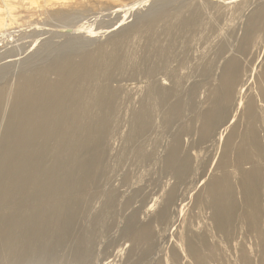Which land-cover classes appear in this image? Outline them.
Wrapping results in <instances>:
<instances>
[{
    "label": "bare ground",
    "instance_id": "bare-ground-1",
    "mask_svg": "<svg viewBox=\"0 0 264 264\" xmlns=\"http://www.w3.org/2000/svg\"><path fill=\"white\" fill-rule=\"evenodd\" d=\"M0 1L4 4L0 5V29H9L10 25L18 21V15L14 14L15 7L13 3L7 0ZM44 1L46 4L51 3L49 2L50 0ZM226 1L229 3L228 0ZM231 3L233 2L231 1ZM52 5L54 4L51 3L50 6L52 7ZM51 7L49 8L51 9ZM200 7L202 6L189 7L178 20L175 19L177 21L175 24L169 22L170 20L167 17L172 9L168 13L166 12L167 10L162 11L161 9V11H157L159 9H155L158 15L155 12L154 17L152 15V19L149 20H161L163 22L162 27L169 33L170 38L162 37L160 35L164 33V30H162L159 34L160 36H156L158 38H167V46L163 48L160 45L166 41L160 44L158 41V45L153 40L159 47L155 48V46L154 51L143 54V61L148 60L152 54V57L154 55L157 57V60L153 57L156 62L152 59L154 64L148 67L147 72L151 76L154 77L155 71L162 67L161 62L159 63L158 61L160 60L164 64L166 61L165 57L168 58V54L172 55V48H174L173 31L175 29L187 30L194 28V24H196L195 18H198L197 15L201 12ZM115 8L118 9L117 6ZM129 8L132 9L133 6ZM125 9L127 8L125 7ZM47 13L52 17L57 15L56 17H60L63 20V17L69 19L73 12L67 10L49 12L47 9ZM171 13L172 15L179 14L178 10L177 13ZM169 16V18L173 17H171V14ZM76 19L78 18L74 19L73 17V20ZM144 21L136 22L130 28H136L134 30L136 32L143 31L147 36H151L154 31L158 30L156 29L157 25H146L148 21L146 23ZM263 21L264 6L257 4L246 16L243 24L242 36L238 46V50L242 55L249 50L252 43L256 42L257 36L264 33ZM64 26L65 24L62 25V28ZM68 26L74 25H67V28ZM82 26L79 27L77 25L76 28L79 30ZM197 26H199V23ZM80 30L83 31L82 29ZM85 30L88 32L87 29ZM61 31L63 33V30ZM128 31V29H123V31L111 35L106 43L99 45L98 54L95 58L86 54L87 51L84 55L80 54L82 55L80 58L77 55L78 59L73 56L74 54L69 55L67 53L68 55L66 57L65 55L62 56L64 58L61 57L60 62L55 65L48 64L52 66L51 70L55 74L54 79H46L45 73L49 70L47 72L39 71L33 75L26 74L10 91L0 87V115L3 104L9 102L10 106L0 140V264L91 263L92 258L88 257L94 252H92L93 242L86 232L76 236L75 231L76 215L86 198L84 189L86 182L83 179L79 181L76 174L81 168L87 171H95L98 176H101L104 172L103 158L105 150L101 146V141L106 134L108 135L107 131L111 125L114 126L115 124L117 128V119L114 124H112V121L116 118L119 107L117 105V93L103 80L109 79L112 81L116 78L111 75L113 72L110 74V68L114 65L117 66V69L118 66L120 69L125 67L126 63L129 64L127 67H130L131 64L135 66L136 60L131 55L128 56L123 51L121 52L120 48L124 42L130 38L132 39V37L129 38L131 30L129 33ZM166 32L165 35L167 34ZM160 41L163 40L160 38ZM128 42L130 41L128 40ZM67 43L69 42L66 41L64 45H67ZM154 43H152V49ZM69 47H66V50L70 53ZM149 49L151 50V48ZM230 51L232 50L230 49ZM165 52L168 53L166 56H164ZM235 54L236 56L231 55L228 58L225 56L226 59L221 65L219 74H217L218 76L216 75L217 83L215 86L210 87V95H207V98L205 97L206 104L208 103L207 106L196 112L195 120L199 122L197 144L207 143L208 141L214 144L216 142L219 143L221 140L223 141V150L219 161L216 163L217 169L220 171L219 175L214 173V175H210L201 192L197 194L196 203L197 205L205 206L210 211L209 215L213 228L220 233L221 240L224 243L222 248L224 249L223 258H226L227 261L228 259L229 261L231 260L230 264H264V137L262 138V132L264 134V66L261 67L259 75L258 77L256 76L254 82L256 95L246 97V94L243 93L248 89L247 78H244L245 80L241 79L242 65L239 57H237L239 54ZM138 60L137 62L139 63ZM257 63L260 65V61ZM138 69L142 68L138 66ZM166 69H161L160 79ZM123 70L125 71V69ZM167 72L169 73V67ZM210 72V68L206 66L200 67V75H198H203L207 78ZM173 74L175 75V73ZM131 75L130 77H133ZM174 75H170V77ZM251 75L252 72H249L247 76ZM141 77L139 75L138 78ZM153 77L149 79L151 82L147 80L150 84H145L146 88L144 89L146 90L143 97L146 100L143 105L134 112H132L133 110L130 112L132 113V115L130 114L131 121L129 120L130 118L128 119L131 122L130 128L127 125L130 130L128 134L126 133L127 136L125 135L129 143H131L130 145L138 141L151 123L148 107L152 108L153 105L165 106V108L163 107V113L166 118L163 117V119H165L164 121L167 120L168 124L180 115L179 102L178 100L176 102L173 101L172 90H174L175 86L177 88L176 83L170 81L172 86L167 87L164 86V82H162L164 84L159 83L162 79L158 82L157 79L151 80ZM156 78L158 77L156 76ZM122 80H126V78ZM174 80L176 79L173 78ZM193 83L190 91L195 92L199 84ZM92 88H94V92L91 94V99L89 101H87L88 99L83 100L84 94ZM156 96L159 101L157 98L155 101ZM246 99L248 100L245 103ZM240 108L242 111L238 113ZM115 127L113 128L115 129ZM181 132L183 133V131ZM180 143V135L178 134L170 147L169 154L162 161V167L165 173L173 174L177 183L184 184L185 182L182 181L191 171L192 158L188 154L180 156ZM43 153L48 154V156L44 158L42 156ZM231 153L233 158H230ZM230 166L238 171L237 185L232 181L227 169ZM192 180L194 179L192 178ZM177 183L174 185H177ZM20 186L26 189V194L24 199L18 202L16 200V190ZM175 193L173 189L169 191L166 202L156 214L159 220L167 218L169 207L171 206L170 203L173 201ZM33 194L41 195L38 201L31 200ZM52 200H59L66 205L65 212L62 215L52 212V208L49 206ZM111 201H113V197L110 193L106 197V204L109 205ZM40 208L45 209L40 211ZM130 217L125 230L126 234L130 236L135 246L143 243L147 244L152 235L150 225L148 222L138 225L134 222V218ZM242 231H244L243 235H245L243 238L250 234L251 242L249 246H247L248 244L244 245L241 241L240 235ZM139 247L142 248L141 246ZM148 248V246H145L141 249L142 255L148 253ZM185 249L193 264L210 263L212 249L204 234L199 237L193 235L185 236ZM176 252L173 251L172 253L173 260L178 258Z\"/></svg>",
    "mask_w": 264,
    "mask_h": 264
},
{
    "label": "rangeland",
    "instance_id": "rangeland-1",
    "mask_svg": "<svg viewBox=\"0 0 264 264\" xmlns=\"http://www.w3.org/2000/svg\"><path fill=\"white\" fill-rule=\"evenodd\" d=\"M7 1L13 3L15 7L14 14L18 15V21L10 25L9 29H0L2 33H0V87H4L9 91L19 80L26 76V74L33 75L39 71L47 72L49 70L45 73L46 79H54L53 77H55V74L51 68L57 62H60L62 56L65 55L66 57L68 54H74L73 56L78 59V56L80 58L87 51L86 54L95 58L98 54L99 45L106 43L111 35L123 31V29L131 30L130 33L129 31L128 33L130 34L129 38L132 37V39H128L130 42L127 40L120 48L121 52L123 51V53L128 56L131 55L133 59L136 60L135 66L131 64L130 68L127 67L129 64L126 63V68L123 67L120 69L118 66L117 69V66L114 65L110 68V74L113 72L111 75H113V78L114 76L116 78L112 81L109 79L103 80L117 93V105L119 107L116 118L112 121V124H114L117 119L116 126L118 129L115 127V124L114 126L111 125L107 131L108 135L106 134L101 141V146L103 150H105L103 158L104 172L101 176H98L95 171H87L81 168L76 174L79 181L83 179L86 182L84 188L86 198L83 205L80 206V210L77 212L75 231L76 236L86 232L93 242L92 252H94L88 257L92 258L90 264H193L187 256L185 236L193 235L199 237L202 234L205 235L212 249L209 264H230L231 260L229 261L228 259V262L226 258L222 257L224 243L221 240L220 233L213 228L209 209H206L203 205H197L196 203L197 194L201 192L210 175H219L218 173L220 171L217 169L216 163L219 161L223 150V141L221 140L219 143L216 142L214 144H211L210 141L197 144L199 122L195 120V116L198 110L207 106L208 103L206 104V98L207 95H210L209 89L216 85L217 74H219L223 61L231 55L236 56L235 53L239 54H237V57H239L242 65L241 79L245 80L244 78H247L248 89H246L247 91L243 94H246V97L256 95V86L254 82L256 76L258 77L259 75L261 67L264 66V33L257 36L256 42L251 44L249 50L245 54L242 55L239 52L238 46L246 16L257 4H262L264 6V0H228L229 3H227L226 0V2L224 0H50L49 2L54 4L52 7L50 6L51 3L46 4L44 0ZM231 1L233 3L230 4ZM126 4H129V7L133 6V8H129ZM130 4L132 5L130 6ZM0 5H4L2 1H0ZM116 6L118 9L115 8ZM153 6H157L156 8L159 9L157 11H161L162 9V11L167 10V13L172 9L169 13L171 17H173L169 18L170 14L167 17L170 20L169 22H173L174 24L177 22L175 19L178 20L189 7L202 6L200 9L203 16L201 18L200 12V14L197 15L198 18H195L197 20H195L196 24H194L196 26H194L195 29H177L178 31L175 29V31H173L174 48H172V55L165 52L164 56L168 54V58L165 57L166 63L164 62L166 65L162 68L164 64L159 60L158 62H161L162 67L157 69L158 72L155 71L156 74H153L154 77L147 71L149 69L148 67L156 62L157 57L155 55L153 56L155 60L152 54L148 60L143 61L142 56L145 53L154 51L162 42L166 41L160 44L163 48L164 46L166 47L170 37L169 33L163 29V22L161 20H157L159 25L155 19V21L153 20L154 22L149 20L152 19V15L154 17L155 12L158 15V12L155 11L156 8ZM49 7H51V9ZM125 7L127 9H125ZM47 9L49 12L53 10H67L73 13L69 19L63 17V20H61L60 17H56L57 15L53 16L54 18L49 15ZM171 12H176L177 14L172 15ZM73 17L74 19L78 18L76 19L78 21L76 22V20H73ZM147 18L148 20H146ZM140 21H144V23L148 21L146 25H157L156 29L158 30L154 31L152 35H161L168 39L162 37L158 38L157 36L152 37V35L147 36L143 31L137 30L138 32H136L134 31L136 28H130L132 24ZM198 23L199 26H197ZM64 24L66 28H62ZM66 24H73L74 26H68L67 28ZM77 25L79 27L82 26V28H80L82 30L84 28L87 29L88 32L85 29L83 30L84 32L80 29L78 30V28H76ZM61 30H63V33ZM162 30H164L163 35L162 33L160 34ZM165 32L167 33L166 35ZM160 38L163 41H160ZM153 40L156 43L159 41V44L157 43V45ZM66 41L69 43L64 45ZM152 43H154L153 49ZM65 46L67 48L69 46L71 47H69L70 53L66 50L67 48ZM149 48H151V50ZM230 49L232 51H230ZM10 51L12 52L10 53ZM256 55L262 57L259 58ZM240 56L243 58L241 59ZM152 59L155 61L153 62ZM259 61L260 65L257 63ZM143 64H145V67ZM137 65L142 69H138ZM205 66L211 69L209 77L207 78L203 75L199 76V68ZM168 67L169 73L167 72ZM123 69H125V71ZM161 69H166L163 71L166 79L163 74L161 76L164 79L162 77V80L160 79L159 74L162 72ZM171 70L175 75L170 72ZM140 71L142 72L140 73ZM249 72H252L251 76H247ZM127 73L130 74L128 75ZM131 73L133 77H130ZM169 74L174 76L170 77ZM139 75L140 77L144 76L145 79L142 77L138 78ZM155 75L158 78H156ZM121 77H123L122 79L126 78V80H122ZM150 77H153L151 80L157 79L158 82L161 80L159 83L161 84L164 82L165 84H162L167 87L172 86V83H176L177 88L175 86L173 88L174 90H172L174 95L173 101L176 102L178 100L181 112L176 118L177 120L175 119L176 121L174 120L168 124V121H164L165 119H163V117H165L163 113L165 106L160 107L158 105H153L152 108L148 107L149 114L151 115V123L138 139V143L136 142L137 144L133 143L130 145L131 143H129L128 138H126L130 130L129 125L132 115L130 112L131 110L134 112L137 108L139 109L146 100H144L143 97L146 90L144 88H146V85L150 84ZM167 77L169 78L167 79ZM170 78L171 80H169ZM173 78L176 80L173 81ZM147 80L150 82H147ZM193 82L199 84L195 92L190 91ZM93 92L94 88L86 92L83 100L88 99L87 101H89ZM156 98L159 101L157 96L155 97V101ZM140 100L142 102L141 104ZM247 100L248 99L245 100V103ZM9 107V102L2 105L0 115V140L5 119L9 114ZM238 111V113H241L242 109L240 108ZM113 127H115V129ZM178 134L180 135L181 142L180 156L188 154L192 158L191 171L182 181L185 182L184 184L177 183L173 174L165 173L162 167V161L169 154L170 147L173 145L175 136ZM263 137L264 134L262 132V138ZM42 156L45 158L48 154L43 153ZM230 158H233L232 153ZM227 169L231 175L232 181L237 185L238 171L231 166ZM192 178L194 180H192ZM176 183L178 186L174 185ZM171 189L176 193L173 201L170 203L169 214L166 219L159 220L156 214L166 202L165 200H167ZM110 193L113 197V201L107 205L106 197L110 195ZM25 194L26 189L21 186L18 187L16 190V200L18 202L22 201ZM39 197H41L40 194H33L31 200L38 201ZM49 206L52 208V212L57 215H62L66 209V205L59 200H52ZM45 208H40V211H43ZM130 216L134 218V222L138 225L147 222L150 225L152 235L147 244L143 243L135 246L130 236L126 234L125 230L131 218ZM243 232L244 231H242L241 234L242 236L240 235L242 238L241 241L244 245L248 244L247 246H249L251 242L250 234L246 235V238H243V236H245ZM138 246L142 248L148 246V253L142 255V248H138ZM173 251H177L178 258L176 260H173Z\"/></svg>",
    "mask_w": 264,
    "mask_h": 264
}]
</instances>
